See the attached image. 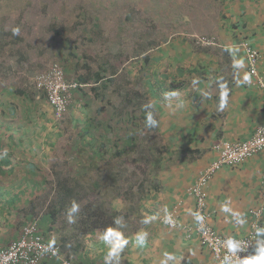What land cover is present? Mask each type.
I'll return each mask as SVG.
<instances>
[{
	"label": "crops",
	"instance_id": "obj_1",
	"mask_svg": "<svg viewBox=\"0 0 264 264\" xmlns=\"http://www.w3.org/2000/svg\"><path fill=\"white\" fill-rule=\"evenodd\" d=\"M195 4L196 17H192L196 19L195 26L188 25L192 38L187 41L191 43L175 41L169 54L170 69L174 71L183 66L190 71L189 78L153 79L158 97L151 100V110L142 114L155 145L156 169L143 189L129 194L134 199L127 198L123 191L107 194L106 211L115 218L111 220L115 226L113 231L95 229L78 235L80 240L74 245H71L72 238L65 241H71V246L64 244V251L81 264L96 261L101 264H215L211 251L200 240L196 197L189 193V187L218 157L214 149L218 139L245 140L257 126H264V92L258 79L247 74V56L240 45L241 41L248 40L260 51L258 68L264 77V0H200ZM197 37L215 39L216 43H202L198 47L194 43ZM237 63H242V67H235ZM118 69L124 73V65ZM137 74H141L139 70ZM115 76L110 74L105 78ZM128 81L124 79L125 85ZM32 83L31 90L25 87L28 98L20 102L17 135L0 142V146L13 154L10 164L0 163V245L17 238L27 220L20 203L29 191L32 194L36 191L31 180L38 175H31L32 171L46 170L51 174V169H55L51 164L73 152L71 160L76 163L79 159L82 165L77 169L82 187L76 190L87 195L97 187L94 182L82 180L92 177L87 174L89 168L101 164L105 154L98 157L93 149L103 141L102 132L107 130L99 125L104 117L102 107L99 110L93 103L98 97L91 94L95 82L74 91L69 111L61 122L55 120L44 95L36 91L34 79ZM149 114L157 122L155 127L146 123ZM130 134L126 135L127 139ZM25 150L29 156H25ZM263 176L264 149L241 164L222 166L203 187L209 222L222 234L245 236L257 219L250 211L263 208L258 229L261 231L257 232L249 257L257 254L264 244ZM169 213L178 225L161 220ZM46 228L45 222L43 231ZM63 234H68L67 230ZM42 264L61 263L48 259Z\"/></svg>",
	"mask_w": 264,
	"mask_h": 264
},
{
	"label": "rangeland",
	"instance_id": "obj_2",
	"mask_svg": "<svg viewBox=\"0 0 264 264\" xmlns=\"http://www.w3.org/2000/svg\"><path fill=\"white\" fill-rule=\"evenodd\" d=\"M31 1L35 2L33 5L34 10L26 12L24 15H21L22 12L17 14V11L14 10L15 8H19V10L24 9V7ZM40 1L48 0H0V22L1 18L9 16V23L11 22L9 25H14V19L17 17L20 19L23 17L21 20L22 23L26 20L42 24L43 22L41 21H43V17L40 15V10H37V8L41 7ZM87 1L88 4H86L93 8L95 6L101 7L97 8L99 9L98 12H100L98 13L99 21L102 23L104 33L108 34L107 39L103 41L104 43H102V45L99 43L97 45L96 42L98 41L94 42L92 39H89V37H91V33L81 35V25L76 26V32L72 31L61 35H55L54 28L58 27L57 25L51 29L48 28L47 24L54 22V18H52L53 14H51V12L54 10V12L64 10V12L69 15L70 11L75 6V0H55L49 7L50 13L45 17L46 28L42 30L41 34H39L36 39L33 37V28L25 27L26 30L31 32V35H28L26 34L24 26L20 27V29L24 31V38L19 35L20 39L17 35L15 37L12 31L6 35L8 37V41L2 43L1 45L3 49L8 47L10 50H6L4 54H0V87L1 89L4 88L2 101H5V105H0V108L6 110L9 105H14L17 108V117H15V120L20 117L18 114L20 101L25 102V100L19 98L18 96L10 98V95L8 94L10 91L14 92L18 89H25V87L28 90H31V87H33L32 81L33 79L35 80L38 73L43 72L46 69L45 67L47 65L49 66L51 62L61 61V59L57 57H63L65 59L63 61L64 64L66 63L65 66L67 67L66 75L69 74L67 77H69V79L76 80L79 73H83L84 70L82 68L74 69L69 67V65H74L72 62H69L70 58L73 59V56H71L72 51H75L79 56H81V61H91L94 63V66L98 63L97 60L99 62L101 61L100 58L94 57V55L97 56L98 53L105 52L109 53L108 55H111L110 57L114 58L113 56L117 53V51L122 52L120 58L115 63L117 65V63L120 62V66L118 68L124 65V70L127 72H133L130 75H127L126 72L123 73L124 76L126 75L129 77L127 85H125L124 79L120 78V76H123L121 73L116 74L114 80L110 82L108 79H101L100 81H104L105 83H108V85L105 88L103 95L94 98L93 101V103H96L98 107H102L103 109L102 114L104 117H102V121L99 125L100 128L105 129L104 127H106L107 129L102 132L105 136L104 142L107 146L111 143L116 145L118 144L119 148H117L115 152L120 150V148L124 151L123 156L118 154L115 159L109 163L103 162L101 164L98 163L95 166L93 165L95 169L92 166V168H89L90 172L87 173L93 177L94 181L97 177L96 174L99 175L100 171H106L110 168L114 173H119L121 169H125L126 173L119 180V182H115V180L109 181L110 178H104L100 180L98 188L92 190L89 193L90 195L87 194V196L91 199H95V203L106 208L108 199L107 194L121 187H124L125 189L127 186L130 187L131 184L128 182L127 177L132 174H135L133 177H136V173H132V171L139 169L136 168V163H140V161L143 160L140 157L143 156L144 152H147L150 149L154 150L155 146L153 139L151 141V138H149L150 133L147 131L149 128L144 126V122L142 120V114L145 113V111L150 110L151 106L146 105L145 108H143L139 104L141 103L140 98L143 97L142 94L148 91V87L145 85L143 66L139 69L138 65L142 63L144 55L151 54L152 56H155L157 53L163 51H165L164 58L169 61L170 57L168 56L169 54H166V50L170 49L171 45L177 40L185 41L186 39L192 38L188 30L189 26L192 28L195 26L193 23L196 19H193L192 17H196L197 9L195 2L198 4L200 0ZM134 4L137 6V9L135 10L136 12L132 14L131 21L129 20L126 22L124 32H120L118 29L120 25L118 23L124 19L127 14L125 12H119V8L121 5L129 7ZM25 9L27 11V8ZM76 17L77 16H68L63 23L68 27H72L71 20ZM55 20L60 23L58 18ZM96 37H100V34L97 33ZM67 39H69V42L66 41ZM6 43H8V46H3ZM71 44L73 46L72 48H69V45ZM29 46L32 47L29 48ZM107 46L109 47V50L106 48ZM137 47L139 53L142 51L141 55L134 53V51L137 50ZM28 48L29 50L27 51ZM55 50L62 55L54 56L52 53ZM22 51L26 54H21ZM28 53L30 56L27 57ZM83 55H85V58ZM34 61L37 65H32V62ZM41 61H43V63L40 65L39 62ZM168 61H166V63L162 61L164 64L163 70H168V68H170ZM137 69H139L142 73L138 75ZM161 69V66L152 67L156 79L162 78L160 73ZM106 75H108V73H106ZM153 87L156 88L157 86L153 85ZM129 91H132L133 94H135L134 91L137 93L136 96L131 95L133 101L132 103L128 101L129 96L127 93ZM155 93L153 101L157 100L158 97V93ZM91 94L94 96L93 91ZM127 120L131 123V126ZM129 126L130 128L128 129ZM134 129H137V131L130 134L134 131ZM138 132L140 133V137ZM127 133L135 138L132 143L133 146H125L126 143H124L123 138L127 135ZM54 171L55 169H53V172ZM51 175L53 174L48 173L47 177L53 186L55 185V176L53 175V177H51ZM88 181V179L82 180L83 183ZM107 187L109 188L106 192H104L103 189ZM137 188L138 186L135 187V190Z\"/></svg>",
	"mask_w": 264,
	"mask_h": 264
},
{
	"label": "trees",
	"instance_id": "obj_3",
	"mask_svg": "<svg viewBox=\"0 0 264 264\" xmlns=\"http://www.w3.org/2000/svg\"><path fill=\"white\" fill-rule=\"evenodd\" d=\"M55 0H48V1H40L41 7L37 8V10H40V15L41 17H43V22L42 24H37L35 22H29V21H24L22 23V18L21 19L19 17L14 19V25H9V16H4L3 18H1V22H0V54H4L6 50H10L8 47V43H6L5 46L6 48H2V43L7 42L8 41V37L6 35L9 34L10 31L13 32V29H19V33L18 34L20 37H23V30L20 29V27L24 26V29L26 31V34L31 35V32L29 30H26L25 27H29V28H33V37L36 39V37L41 34L42 30H44L46 28V19L45 17L47 16V14H49V7L50 5L54 2ZM75 6L74 8L70 11L69 15L64 12V10L60 11V12H54L52 11L51 14H53L54 18V22L53 23H48V28L51 29L52 27H56V25L58 27L54 28V32L55 35H61V34H65V33H70L72 31L76 32V26H80L81 25V35L82 34H89L91 33V37H89V39H92L94 42H96V44L98 45L102 43H104L103 41H105V39H107L108 34L104 33V30L102 28V23L99 21V17H98V10L97 8H99L100 6H95L94 8L91 7L90 5H87L88 1L87 0H75ZM171 2V1H170ZM35 2H30L28 3V5H26L24 7V9L19 10V8H15L14 10L17 11V14L19 12H22L21 15H24V13L29 12L34 10V5ZM87 3V4H86ZM33 7V8H32ZM27 8V11L26 9ZM101 8V7H100ZM128 8V9H127ZM137 9V6L134 5H130L125 6V5H121V7L119 8V12H125L127 15L125 16L124 19H122L118 24L119 26V31L120 32H124V27L126 26V22L127 21H131V16L133 13H135ZM116 10V9H115ZM68 16H77L76 18H74L72 21V27H68L66 24L63 23V21H65V19ZM51 18V19H52ZM56 18H58L60 20V23L56 22ZM29 19V18H28ZM99 21V22H98ZM28 22V23H27ZM133 23V22H132ZM58 28V29H57ZM99 33L100 37H96V34ZM17 35V37L20 39V37ZM93 35V36H92ZM96 38H95V37ZM16 37V35H15ZM32 37V38H33ZM85 37V36H84ZM103 37V38H102ZM24 38V37H23ZM190 39H186V41H178V44H185V43H191L190 41H187ZM66 41L69 42V39H67ZM194 43L196 44V46L200 47L201 45H203V41L201 40L200 37H197L194 41ZM155 44V43H154ZM200 44V45H199ZM96 45V47H97ZM153 45V44H151ZM173 45V44H172ZM72 44L69 45V48H72ZM32 46H29V48H31ZM29 48L27 49V51L29 50ZM109 50V47H106ZM144 50V49H143ZM164 52H159L157 53L155 56L151 55V54H147L143 56L142 59V63L139 64V66H143V75L145 76V85L148 87V91L144 92L142 94L143 97L140 98V106H142L143 108H145L146 105L151 106V100H153V97L155 96V90L156 88L153 87L154 82L153 79L155 78V73L154 70H152V67H162L161 69V76L162 78L159 79H188L189 75H190V71L186 70L183 66H178L174 69V71H172V69L168 68V70H163V66L164 64L162 63L163 60H165L164 58ZM25 52L22 51L21 54H24ZM135 54L137 55H141L142 51L139 53L138 51V47L137 50L134 51ZM26 54V53H25ZM54 56H61L62 54H60L57 50H55L52 53ZM109 53H98L97 56L94 55V57H98L101 59V61L99 62L97 60L98 63L95 64L92 63L91 61L88 60H83L81 61V56L78 55V53H76L75 51L71 52V56H73V59L70 58L69 62H72L74 65H69L70 68H82L84 71L83 73H79V76L77 77L76 81H78L81 84H86L88 82H95V84H93L92 87V91L94 92V96H101L103 95V92H105V88L107 87L108 83L99 81V79H107L105 77H108V75L110 74H119L122 72H119L118 67L115 65V60H118V58H120L122 52L117 51V53L114 54V58L110 57L111 55H108ZM166 54H170V49L166 50ZM30 56V54H27V57ZM170 57V55H168ZM83 57L85 58V55H83ZM59 59H61V64L66 71V63L64 64L65 60L63 57H57ZM88 58V57H87ZM59 62V61H57ZM159 62V63H158ZM170 63V61H169ZM32 65H37L34 62H32ZM41 65V64H40ZM52 65V63H51ZM50 65V66H51ZM49 66V67H50ZM170 69V70H169ZM139 69H137L138 71ZM126 72L127 75H130L131 72H127L126 70H124V73ZM106 73H108V75H106ZM139 73H142L139 70ZM121 79H129V77H127L126 75L124 76H120ZM3 79H7V78H3ZM98 80V81H96ZM114 79H108V81H113ZM182 83V82H178ZM174 84H177V82H174ZM152 85V86H151ZM157 85V84H156ZM181 85V84H180ZM5 87V86H4ZM36 88V86H35ZM79 88V87H78ZM77 88V89H78ZM4 89V88H3ZM3 89H1L0 87V105H5V101H2V95L4 94ZM36 91L42 93L44 95V97L46 98V94L39 91L36 88ZM18 92V93H17ZM17 93V94H16ZM74 93V91H73ZM135 94H133L132 91H129L127 93L128 97V101L129 102H133L132 101V97L136 96V91H134ZM11 97H19V98H24L23 100H26L27 94L25 89H18L17 91H10V93L8 94ZM7 96V95H6ZM93 96V97H94ZM74 97V96H73ZM47 99V98H46ZM21 102V101H20ZM23 102V101H22ZM5 108V107H4ZM16 107L14 105H9L7 107V111L9 112L8 114L3 113L1 117H8L9 115H15L16 112ZM102 109V108H101ZM99 107V110H101ZM151 110V109H150ZM147 111H145L146 113ZM148 114V113H147ZM146 114V115H147ZM4 127L6 126L5 124H3ZM2 125V127H3ZM134 131H137V129H135ZM128 135V133H127ZM120 140V139H119ZM122 140V139H121ZM124 143H126L125 146L132 145L133 146V142L135 140V138H133V136L130 135V137L127 139V136L123 138ZM152 141V138L150 139ZM101 147H96L93 148L95 151H97L96 155L102 156V152H104L103 149H105L107 147V144L103 141L102 142ZM2 148V146H1ZM8 152L4 153L2 155V159L0 163H5L6 164H10V157L11 155H13L9 150H7ZM27 150L24 151L25 156H29V152H26ZM84 151V150H83ZM79 153V151H77ZM77 152H75L77 154ZM82 152V151H81ZM71 153V154H70ZM68 154V156H65V158L61 161H55L53 162L51 165L55 168V171L51 174H53L55 176V185H51V181L49 182L47 174L50 173L48 171H44V170H39V172L35 173L34 171H32L31 175H36L35 177H38L36 179H32L31 183L34 185V188L36 187V191L33 192L29 191L27 193L26 199L24 200L23 203L21 204L20 210H22V212L25 214V217L27 218V220L24 222L23 225H29L31 223H33V221L36 219V217L39 218L38 220V224H37V228H40L41 230L45 229V222L47 223V231H45V235L47 236L48 233L50 232L52 233H56V234H61L64 233V230H68L70 229L72 226H75L73 229L75 230L76 234L81 235L80 233L77 232L78 231H83V233H85L86 231H89L91 229H96V228H100L103 231H113L115 229V226H113V222L111 221L113 218L112 216L107 214V211L104 209L103 206L100 205V207L98 206H94L92 203H88L85 206H81V213L80 214V223L78 225L77 229V224H75L74 221L70 220V214L72 212V207L73 204L75 203H84L83 194H80L76 189L79 187H82L79 185V181L80 178L78 177L79 174L77 172V169L81 168V164H80V160L78 159L76 163L73 162V159L71 160V156L73 152H70ZM75 154V155H76ZM122 155L124 154V151H122V149L120 148L119 151H117V155ZM104 156V155H103ZM105 157V156H104ZM103 157V158H104ZM111 157V156H110ZM141 159H143L142 161H140V163H136V168H139L138 170H136V176L137 179L135 180V182H137L138 179H141L140 185H139V190L143 189V187L145 186L146 182L148 180H151V175L152 172H154V170L156 169V165L155 164V159H154V150H148L147 152L143 153V156L140 157ZM100 160V159H99ZM101 162H105V163H109V159L105 158L102 159ZM90 163V162H89ZM91 164H89L90 166ZM53 171V170H52ZM102 172V171H100ZM30 175V176H31ZM135 175V174H133ZM99 176V177H98ZM96 177V179H94L93 181V177L89 178V181L91 183H95L96 186L95 188L99 186L100 184V180H102L103 176L101 177L100 175H98ZM115 182H119V180H115ZM129 182V181H128ZM50 185V186H49ZM109 187L104 188V192L107 191ZM34 191V190H33ZM134 194L137 193V191H133ZM127 198L130 199H134L135 197L133 195L128 196ZM87 199V198H86ZM85 199V200H86ZM41 200V201H40ZM40 201V202H39ZM77 206V205H76ZM76 216V214H75ZM48 220H50V226L48 227ZM43 221V222H42ZM43 226V227H42ZM77 241H79V238H76ZM65 241V240H64ZM53 245L56 247V249L58 250V252L60 251L62 253V249L63 246L58 242V241H53ZM70 244L67 245V247ZM67 259H75L70 253L64 252L63 254Z\"/></svg>",
	"mask_w": 264,
	"mask_h": 264
},
{
	"label": "built area",
	"instance_id": "obj_4",
	"mask_svg": "<svg viewBox=\"0 0 264 264\" xmlns=\"http://www.w3.org/2000/svg\"><path fill=\"white\" fill-rule=\"evenodd\" d=\"M212 43L207 39L203 42ZM248 61V75L258 79L264 92V77L259 72V60L261 53L245 40L242 43ZM36 88L46 94L49 105L53 108L56 121L64 119L72 102L73 91L83 84L69 80L61 63H53L46 71L37 74ZM218 157L211 161L199 175L198 180L189 188V192L196 197L197 229L201 242L208 247L216 261V264H239L240 260L249 257L255 238L260 227L258 218L261 217V209H252L257 219L253 221L252 228L242 237L228 236L220 233L209 222L210 214L206 212V193L203 190L213 174L224 165H236L264 149V126H257L252 135L242 141H229L219 139L214 144ZM264 187V176H263ZM164 219L172 225H176L173 214L165 215ZM232 245L236 248L233 251ZM57 250L37 234L34 226L23 227L22 238L12 241L8 246H0V264H38L40 258L46 255H56ZM69 264V263H66Z\"/></svg>",
	"mask_w": 264,
	"mask_h": 264
},
{
	"label": "clouds",
	"instance_id": "obj_5",
	"mask_svg": "<svg viewBox=\"0 0 264 264\" xmlns=\"http://www.w3.org/2000/svg\"><path fill=\"white\" fill-rule=\"evenodd\" d=\"M19 34V29L17 28V29H13V35H18ZM201 38V40L203 41L204 39H207L208 41H211L212 43H207V42H203V44H205V45H213V44H215L216 42H215V39H211V38H208V37H200ZM245 41V40H244ZM244 41H241V47H242V43L244 42ZM248 41V40H247ZM251 44V43H250ZM252 46V45H251ZM243 48V47H242ZM255 48V47H254ZM244 49V48H243ZM257 49V48H256ZM258 50V49H257ZM244 51H245V49H244ZM260 52V51H259ZM246 53V52H245ZM247 56V55H246ZM261 58V57H260ZM57 62V61H56ZM56 62H54V63H56ZM59 63H61V62H59ZM53 64V63H52ZM235 67H242V63H237V64H235L234 65ZM49 68V67H48ZM65 74H66V72H65ZM37 76V75H36ZM66 77H67V75H66ZM35 79H36V77H35ZM67 79H69L68 77H67ZM247 79V78H246ZM69 80H73V79H69ZM73 81H76V80H73ZM76 82H78V81H76ZM34 84H35V80H34ZM86 84H83V86H85ZM80 88V87H79ZM73 96H74V93H73V95H72V100H73ZM47 100V99H46ZM48 102V101H47ZM71 105V104H70ZM224 107V104L222 103L221 105H220V108L222 109ZM52 108V107H51ZM69 108H70V106H69ZM53 109V108H52ZM69 111V110H68ZM3 113H6V114H8L9 112L7 111V110H5V109H3V108H0V116L3 114ZM53 113H54V111H53ZM67 114V113H66ZM16 116V115H15ZM15 116L14 115H9L8 117H1L0 118V140L1 141H3V140H7V138L8 139H13L14 138V136H16L17 135V133H16V130H15V128L17 127L16 126V124H17V121L15 120ZM66 116V115H65ZM55 118V117H54ZM65 118V117H64ZM6 119H8V120H6ZM63 120V119H62ZM61 120V121H62ZM61 121H58V122H61ZM146 123H147V125L149 126V127H155L156 126V124H157V122H156V120L155 119H153L152 118V115L151 114H149L148 115V117H147V121H146ZM3 124H5L6 126L4 127V125ZM2 125H3V127H2ZM17 129V128H16ZM8 132H11V133H9L8 134ZM15 132V133H14ZM125 137H126V135H125ZM104 139H105V137L103 138V141H104ZM219 140V139H218ZM217 140V141H218ZM0 141V142H1ZM102 141V142H103ZM242 141V140H241ZM102 142L99 144V146L98 147H101V146H103L102 145ZM119 145L117 144H113V143H111L110 145H108L105 149H103L104 150V152H102L103 154H104V158L103 159H105V158H107V159H109V161H112V160H114L115 159V157H116V155H117V152H115L116 151V149L117 148H119L118 147ZM8 150V148H6V147H3L2 146V148H1V146H0V161H1V157H2V155L4 154V153H6V152H8L7 151ZM117 151H119V150H117ZM111 156V157H110ZM99 161V160H98ZM209 165V164H208ZM207 165V166H208ZM207 166L205 167V168H207ZM134 172H136V170H134V171H132V173H134ZM202 172V171H201ZM200 172V173H201ZM125 173H126V171H125V169H121V171L119 172V173H114L110 168L109 169H107L106 171L105 170H103L102 172H99V175L104 179H106V178H110L109 179V181H114V180H120L124 175H125ZM215 174V173H214ZM214 174H213V176H214ZM200 175V174H199ZM98 176V175H97ZM134 175L132 174L131 176H129V177H127V180L129 181V183L131 184V186L130 187H126V189L124 188V187H121V188H119V189H117V190H113V191H118L119 193H121V191H123V193H125V195H126V197H128L129 196V194L130 193H132L133 191H136L137 189H139V185H140V182H141V179H138L137 180V182H135V180L137 179V176L136 177H133ZM212 176V177H213ZM199 177V176H198ZM211 177V178H212ZM211 178H210V180H211ZM197 180H198V178H197ZM196 180V181H197ZM196 181L192 184V185H194L195 183H196ZM148 182V181H147ZM147 182H146V184H147ZM209 182V181H208ZM191 185V186H192ZM136 186H138V188L135 190V187ZM190 186V187H191ZM206 186V185H205ZM189 187V188H190ZM204 187V186H203ZM113 191H111V192H113ZM110 192V193H111ZM190 193V192H189ZM191 194V193H190ZM108 196V195H107ZM82 197H83V200H84V203H75V204H73V207H72V212H71V214H70V218H73L74 219V222H75V224H77V229H79L78 228V225H79V223H80V214L79 213H81V211H80V209H81V206L83 205V206H85V205H87L88 203H92L94 206H98V207H100V205H98L97 203H95V202H93L92 201V199L90 198V197H88L87 195H82ZM87 198V199H86ZM86 199V200H85ZM95 200V199H94ZM77 205V206H76ZM105 210H107L106 208H104ZM195 209H196V201H195ZM79 210V211H78ZM196 213V212H195ZM262 213H263V208H262ZM262 213H261V215H262ZM75 214H76V216H75ZM169 214H172V213H169ZM253 214V213H252ZM165 215H167V214H165ZM165 215L164 216H162L161 217V220L162 221H164L165 223H167V224H169V225H172L170 222H167L165 219H164V217H165ZM254 215V214H253ZM195 216H196V214H195ZM174 219H175V221L177 222V219L174 217ZM259 219L260 218H258V221H259ZM38 220H39V218L38 217H36V219L33 221V223H31V224H29V225H22L21 227H20V232H19V235H18V237L17 238H15V239H12L9 243H7V244H1L0 246L1 247H6V246H8L12 241H18V239L20 240L21 238H22V232H23V227H25V226H34L35 227V231L37 232V234L38 235H40L42 238H43V240H45V241H47L49 244H51L53 247H55L54 245H53V241H58L62 246H63V248H64V244H65V246H67L68 244H71V241L73 240V243L71 244V245H74V242L76 241L77 242V240H76V238H78V237H76V236H78L79 234H76L75 233V230L73 229L75 226H72L70 229H68L67 230V232H68V234H63V233H61V234H56V233H52V235L53 236H55V237H53L52 235H51V233L49 232L48 233V235L46 236L44 233H45V231H43V230H41L40 228H37V224H38ZM259 223H260V221H259ZM176 225H178V222L176 223ZM176 225H172V226H176ZM96 229H100V228H96ZM92 230H95V229H91V230H89V231H86L85 233H88V232H90V231H92ZM258 231H261V230H258ZM77 232L78 233H80L81 235H83V234H85V233H83V231H78L77 230ZM74 235V236H73ZM225 235V234H224ZM69 238H72L71 239V241H70V243H65V241H68V239ZM65 240V241H64ZM71 245H69V246H71ZM232 247V249H233V251L235 250V248H236V246L235 245H232L231 246ZM254 247H255V243H254ZM56 248V247H55ZM208 248V247H207ZM209 249V248H208ZM254 249V248H253ZM57 250V249H56ZM210 250V249H209ZM211 251V250H210ZM253 251V250H252ZM64 249H62V253L59 251L58 252V250H57V254L56 255H53V256H50V255H46V256H44V257H42V258H40V260L38 261V264H42L45 260H51V259H57V260H59V262L61 263V264H66V263H69V264H81L79 261H77L76 259H67L63 254H64ZM212 253V252H211ZM252 253V252H251ZM251 255V254H250ZM249 255V256H250ZM213 256V255H212ZM108 257H106L105 259H107ZM214 258V257H213ZM214 261H215V259H214ZM226 261H227V257H226V260L224 261V262H222V264H226ZM88 264H101L100 262H93V263H88ZM215 264H216V261H215ZM239 264H264V244H261V246L259 247V249H258V252H257V254H255L254 256H251V257H245L243 260H240L239 261Z\"/></svg>",
	"mask_w": 264,
	"mask_h": 264
}]
</instances>
